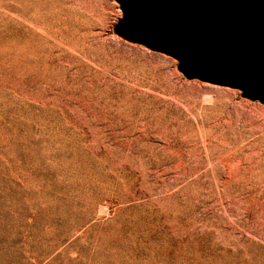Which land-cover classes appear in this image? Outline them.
Here are the masks:
<instances>
[{"label": "rangeland", "instance_id": "obj_1", "mask_svg": "<svg viewBox=\"0 0 264 264\" xmlns=\"http://www.w3.org/2000/svg\"><path fill=\"white\" fill-rule=\"evenodd\" d=\"M0 2V264H264V105L115 0Z\"/></svg>", "mask_w": 264, "mask_h": 264}, {"label": "water", "instance_id": "obj_2", "mask_svg": "<svg viewBox=\"0 0 264 264\" xmlns=\"http://www.w3.org/2000/svg\"><path fill=\"white\" fill-rule=\"evenodd\" d=\"M115 1V35L173 57L187 80L264 105V0Z\"/></svg>", "mask_w": 264, "mask_h": 264}, {"label": "bare ground", "instance_id": "obj_3", "mask_svg": "<svg viewBox=\"0 0 264 264\" xmlns=\"http://www.w3.org/2000/svg\"><path fill=\"white\" fill-rule=\"evenodd\" d=\"M0 7L5 8V7H9V5H7L6 2H0Z\"/></svg>", "mask_w": 264, "mask_h": 264}]
</instances>
